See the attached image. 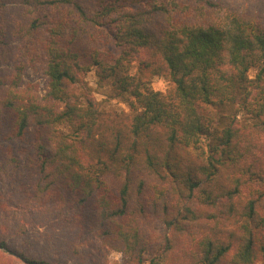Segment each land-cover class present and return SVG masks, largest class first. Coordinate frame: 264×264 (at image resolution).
Listing matches in <instances>:
<instances>
[{"label":"trees","instance_id":"1","mask_svg":"<svg viewBox=\"0 0 264 264\" xmlns=\"http://www.w3.org/2000/svg\"><path fill=\"white\" fill-rule=\"evenodd\" d=\"M0 264H264V0H0Z\"/></svg>","mask_w":264,"mask_h":264},{"label":"rangeland","instance_id":"2","mask_svg":"<svg viewBox=\"0 0 264 264\" xmlns=\"http://www.w3.org/2000/svg\"><path fill=\"white\" fill-rule=\"evenodd\" d=\"M136 67H134V70ZM251 74H254V71L251 72ZM26 80H32L34 82H37L39 84V89L41 93H44L45 91V79L37 74H35L32 70H29L25 76ZM98 77L95 74V71L92 70L85 76H83L82 81L79 84L78 92L84 98V93L89 91L92 97H94L97 101L103 102L102 104L105 105L107 108H114L118 111L120 110H129L128 106L122 102L119 98H113L108 97V92L110 91V86L106 85L104 87H100L99 83L97 82ZM170 86V83L168 79L165 76H154L152 78V87L156 90L160 91H166ZM241 118L244 117L243 114L240 115ZM61 129L65 132L71 133V129L64 125L61 126ZM5 190V188H3ZM18 242H16L17 245ZM109 259L111 262L119 261L122 259V254L118 251H111L109 254Z\"/></svg>","mask_w":264,"mask_h":264}]
</instances>
